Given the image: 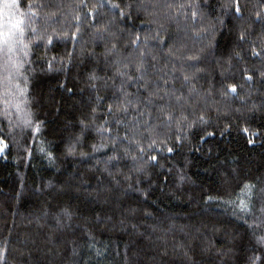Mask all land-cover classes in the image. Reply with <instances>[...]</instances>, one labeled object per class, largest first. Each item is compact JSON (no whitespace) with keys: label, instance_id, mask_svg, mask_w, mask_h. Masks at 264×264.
I'll list each match as a JSON object with an SVG mask.
<instances>
[{"label":"trees","instance_id":"16d2710c","mask_svg":"<svg viewBox=\"0 0 264 264\" xmlns=\"http://www.w3.org/2000/svg\"><path fill=\"white\" fill-rule=\"evenodd\" d=\"M12 3L0 264H264V0Z\"/></svg>","mask_w":264,"mask_h":264},{"label":"rangeland","instance_id":"374dc122","mask_svg":"<svg viewBox=\"0 0 264 264\" xmlns=\"http://www.w3.org/2000/svg\"><path fill=\"white\" fill-rule=\"evenodd\" d=\"M233 135H234L233 137L236 139L235 141L238 142L240 136L237 135V134H233ZM3 149H4V145L0 143V152H1Z\"/></svg>","mask_w":264,"mask_h":264},{"label":"snow or ice","instance_id":"6c2138e0","mask_svg":"<svg viewBox=\"0 0 264 264\" xmlns=\"http://www.w3.org/2000/svg\"><path fill=\"white\" fill-rule=\"evenodd\" d=\"M14 6H18V0H13V3L12 4H9V5H6V7H14ZM233 91H235V89H233Z\"/></svg>","mask_w":264,"mask_h":264}]
</instances>
